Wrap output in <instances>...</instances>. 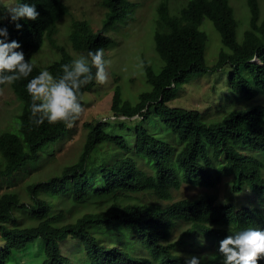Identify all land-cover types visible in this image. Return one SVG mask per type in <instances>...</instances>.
I'll list each match as a JSON object with an SVG mask.
<instances>
[{"label": "trees", "instance_id": "trees-1", "mask_svg": "<svg viewBox=\"0 0 264 264\" xmlns=\"http://www.w3.org/2000/svg\"><path fill=\"white\" fill-rule=\"evenodd\" d=\"M244 1L249 20L239 39L229 0H185L172 13L168 0H157V60L143 63L149 89L132 102L115 84L110 103L114 117L84 121L85 138L76 159L58 173L39 177L43 165L55 158V146L69 133L62 137L68 131L63 123H33L26 85L40 72L33 56L44 39L59 52L46 66L54 77L74 59L54 38L57 21L69 9L62 0H16L35 5L39 16L35 21H0L8 33L5 42H18L16 51L34 64L27 79L9 85L17 105L0 129V186L8 187L0 193V264H13L17 252L35 238L43 240L40 264H185L190 256L199 257L200 264H224L218 251L222 239L248 228L264 230V64L252 60L255 56L264 61V18L258 0ZM126 2L104 0L108 10L96 30L87 19H72L71 49L86 56L103 48L107 61L110 55L105 53L117 49L114 30L124 22ZM204 20L219 37L210 65L205 62L208 35L200 28ZM226 67L230 90L242 99L252 98L248 107L207 120L204 112L169 104L176 87L191 74L223 73ZM95 85L93 80L82 88V96ZM154 116L165 129L159 136L146 125ZM229 175L233 194L256 199L237 206L219 205L216 194L207 191L195 198L174 197L184 182L212 188ZM19 182L25 183L28 200L12 189ZM180 222L187 226L171 239ZM67 237L83 245L82 256L63 254L60 241ZM140 245L143 254L135 251Z\"/></svg>", "mask_w": 264, "mask_h": 264}, {"label": "rangeland", "instance_id": "rangeland-1", "mask_svg": "<svg viewBox=\"0 0 264 264\" xmlns=\"http://www.w3.org/2000/svg\"><path fill=\"white\" fill-rule=\"evenodd\" d=\"M63 1L70 7L71 15L67 18V14H65L57 21V26L59 27L58 39L60 40L58 42H64L67 45L68 28L72 19H87L94 30L101 25L103 9L99 6L100 0ZM184 1L185 0H169L170 12L176 11ZM229 1L234 8V15L238 20L237 36L240 39L243 30L248 26L249 11L244 0ZM258 1L261 17L264 18V0ZM15 2L16 0H0V19H5L9 16L5 5ZM130 2L133 4V19L128 18V21L125 22L126 26L121 25L120 28L117 27L114 35L115 38L120 37V39H118V47L115 50L111 49L105 53L110 55L107 57V61L110 59V66L107 68V83L103 85L96 83L90 91L83 94L84 111L81 117L74 123L72 128H68V131L63 134L62 137L69 133L67 137L55 146V158L43 165L42 169L38 171L39 177L47 173H58L64 164L70 163L76 159L81 149L83 139L85 138V130L83 128L84 121L114 117L111 115L110 103L115 84H120L124 97L132 102L136 101L139 92L149 89L144 80L143 63L154 64L157 60V55L153 46V21L157 0H130ZM129 12L130 8L127 9V13ZM200 28L208 35L205 62L210 65L215 61L214 58L219 49V37L212 23L208 20H204ZM128 31L130 32V36H127L126 32ZM125 38H127L128 41L127 45L123 46L122 42ZM134 43H136L135 46H133ZM51 54V48L49 45L47 46V41L44 40L41 48L33 56V60L42 70H45V66L58 56L55 51H53V56L49 57ZM228 70L229 67H226L223 73L217 71L212 73L191 74L185 83L176 87L175 98H173L169 104L204 112L203 117L207 120H211L212 117H219L222 115L221 112H226L231 108L248 107L253 103V100H251L252 98L242 99L230 90L227 82ZM114 72L118 74L117 79H115L116 73ZM263 99L264 97L261 96L260 101ZM16 105L17 101L13 92L7 88L3 89L0 92V129L7 126V120H9L10 116L13 114ZM146 125H151L150 127L152 128L149 130L156 131L157 136L165 132L163 125L156 117L153 121L149 120ZM112 128L116 129L114 126ZM123 133L126 134L127 132L123 131ZM132 134L133 132H130L128 137ZM14 184L12 189H18L20 192L19 196L22 199L28 200L24 190L25 183L19 182ZM6 189H8V187L3 184L0 186V193ZM206 191L216 194V203L219 205L234 204L239 206L256 199L254 195H243L242 193L233 194L230 175L229 177L225 176L212 188L196 185L191 182H184L179 190L175 191L173 194L176 199L181 197L195 198ZM78 208L84 209V206L79 205ZM78 208H76L75 212ZM25 213L27 214L28 212ZM18 215L21 216L19 213ZM186 226L187 223L185 222H180L179 225H176L171 239L179 236ZM133 238L135 242V237ZM42 241L41 238H35L26 248L18 251L13 264H40L43 259ZM201 248L202 250L205 249V243L201 244ZM60 249L63 254L73 259H77L84 254L83 245L79 243L77 239L71 237H67L60 241ZM135 251L139 254L145 252L142 245L137 247Z\"/></svg>", "mask_w": 264, "mask_h": 264}, {"label": "clouds", "instance_id": "clouds-1", "mask_svg": "<svg viewBox=\"0 0 264 264\" xmlns=\"http://www.w3.org/2000/svg\"><path fill=\"white\" fill-rule=\"evenodd\" d=\"M99 6L103 9L104 17L108 10L104 0L99 1ZM5 7L9 16L5 19H0V21H6L7 19L12 22L21 19L35 21L39 16L33 4L19 2L5 5ZM67 7L69 9V13L66 15L68 18L71 15V10L68 5ZM129 8L130 12L127 13ZM123 11L125 12L122 18L124 22L122 24L118 23L119 28L121 25L126 26L125 22L128 21V18L133 19V4L130 0H128V3L126 2ZM15 26L17 29L21 27L19 23H16ZM57 29L59 30L58 26ZM58 30L54 34L56 44L63 45V48L72 54L74 59L71 63H65L61 66L63 74L58 78L54 77L47 69L42 70L38 66L40 69L39 74L28 81L26 89L31 98V118L36 126L42 125L47 121L49 124L63 123L65 127L72 128L84 111L81 103L83 99L81 89L93 80L99 85L106 84L108 81L107 68L110 66V61L105 60L103 48H98L95 51L90 50L86 56H78L79 53L71 49L69 41H67V45L64 42H58L60 41L58 39ZM7 35V29L0 27V37H2L0 39V85H5L0 88V92L5 88L11 90L9 85L21 79H27L34 67L33 63L25 61L22 51H16V49L20 48L18 42L15 40L5 42L4 37H7ZM118 39L120 37L117 38V47ZM44 40L47 41V46L49 45L52 51L49 57L53 56V51L58 54L55 59L49 62L51 63L59 58V52L47 39ZM123 42L122 45L124 46ZM252 60L253 62L264 64V61H261L258 57L254 56ZM93 68L95 69L94 75ZM208 228H211V225ZM218 251L224 257V264H258L261 259H264V230L248 228L228 235L220 241ZM185 264H200V258L190 256L185 260Z\"/></svg>", "mask_w": 264, "mask_h": 264}]
</instances>
